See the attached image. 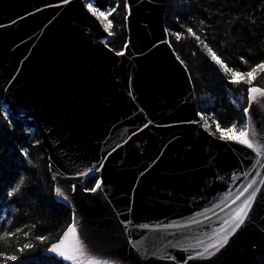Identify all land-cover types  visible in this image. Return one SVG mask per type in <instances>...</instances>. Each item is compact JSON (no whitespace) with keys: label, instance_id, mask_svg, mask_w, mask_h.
<instances>
[{"label":"water","instance_id":"1","mask_svg":"<svg viewBox=\"0 0 264 264\" xmlns=\"http://www.w3.org/2000/svg\"><path fill=\"white\" fill-rule=\"evenodd\" d=\"M126 1L117 51L88 0H0V101L36 124L81 264H264V96L245 109L254 147L215 135L171 42L169 0Z\"/></svg>","mask_w":264,"mask_h":264},{"label":"trees","instance_id":"2","mask_svg":"<svg viewBox=\"0 0 264 264\" xmlns=\"http://www.w3.org/2000/svg\"><path fill=\"white\" fill-rule=\"evenodd\" d=\"M89 1L100 11L114 9L108 16L114 36L110 46L122 51L128 39L127 1ZM167 26L173 46L191 72L210 126L218 122L228 128L235 123L239 131L247 123L249 88L264 87V72L251 85L232 83L203 44L234 70L248 71L264 62V0H169ZM21 180L19 191L9 195ZM97 180L93 175L86 187L92 188ZM72 219L70 207L55 197L49 156L36 124L15 117L0 101V264H64L45 251L61 238Z\"/></svg>","mask_w":264,"mask_h":264},{"label":"snow or ice","instance_id":"3","mask_svg":"<svg viewBox=\"0 0 264 264\" xmlns=\"http://www.w3.org/2000/svg\"><path fill=\"white\" fill-rule=\"evenodd\" d=\"M88 9L94 14L97 15L98 18H103L101 20V23L103 24V27L106 31L109 32L111 35V28H112V22L108 19V16L111 15L110 10L108 12L99 11V9L93 7L91 3L87 5ZM188 32L195 36V32L191 28L188 29ZM177 38H180V34H177ZM199 39V37H196ZM203 44V41H201ZM204 48L208 52V54L211 56V59L215 61L217 64H219L223 71L227 74H230V80L232 83L239 84L241 82L247 83L248 85H251L254 80H256L257 76L260 72H264V62L257 64L255 67L251 68V71L247 73H240L237 70H234L232 68H229L224 62L220 59L219 56L212 50L211 47L207 46L206 44H203ZM120 55H123V53H119ZM245 63H247L245 61ZM250 98L252 100L257 99V95L264 96V89H261L259 87H251L249 89ZM247 111V110H245ZM216 123L217 131L220 132V138L226 139V140H232L236 141L240 144L247 145L248 147H254L253 141L250 136V127L249 124L245 123L243 126H241L239 130V135L232 134L229 135V133H233L234 129L236 128V124L233 123L229 128L222 129L220 127V124L218 122ZM205 127H208L207 123H205ZM27 155L28 153L25 151L24 153ZM23 184V180H21L16 187L12 189V192L9 193V195L14 194L15 192L19 191L21 185ZM101 187V182L98 181L95 184V187L90 189V191H96ZM251 187V185H249ZM58 193L60 192V189L56 190ZM247 191V189H245ZM250 207V203L248 201L245 202L244 206L239 209V211L236 212L235 218H234V227L232 228V232L234 233L236 229L240 228L241 225L244 224V218L247 215V209ZM19 231V230H17ZM10 235L9 233H5V237ZM40 240L46 239L45 237H38ZM228 242V236H225L223 238L222 243ZM221 241H218L217 244L211 245L212 248H217V245L220 244ZM25 247H31V245H25ZM50 252L58 253L61 257H64L67 260H73L77 261V264H81V257H83V245L78 237V230L76 227L75 221H73L72 225L67 228V230L63 233V238L59 241V243L52 244L51 248L49 249ZM202 255V253H199ZM10 259H15V257H10ZM87 264H99L98 261H92L88 260Z\"/></svg>","mask_w":264,"mask_h":264},{"label":"rangeland","instance_id":"4","mask_svg":"<svg viewBox=\"0 0 264 264\" xmlns=\"http://www.w3.org/2000/svg\"><path fill=\"white\" fill-rule=\"evenodd\" d=\"M89 3H91L89 0H88V4ZM92 4V3H91ZM93 5V4H92ZM93 7H95L94 5H93ZM96 8V7H95ZM100 11V10H99ZM101 20L103 19L102 17L100 18ZM109 19V18H108ZM238 72H240V73H247V72H249V71H251V69L250 70H248V71H239V70H237ZM261 73V72H260ZM259 73V74H260ZM202 115H203V117L205 118V116H204V114L202 113ZM205 121H206V123H207V125H208V128L215 134V135H217V136H219L220 137V132L219 131H217V128H216V125H215V127L213 128L212 126H210V121L208 120V118L206 117L205 118ZM222 128V127H221ZM229 128V127H228ZM222 129H227V128H222ZM232 134H236V135H239V131H237L236 129H234V131H233V133H229V135H232Z\"/></svg>","mask_w":264,"mask_h":264},{"label":"bare ground","instance_id":"5","mask_svg":"<svg viewBox=\"0 0 264 264\" xmlns=\"http://www.w3.org/2000/svg\"><path fill=\"white\" fill-rule=\"evenodd\" d=\"M97 179V178H96Z\"/></svg>","mask_w":264,"mask_h":264}]
</instances>
